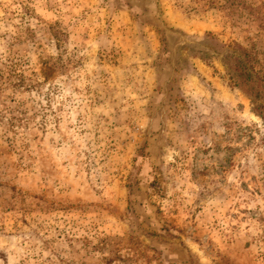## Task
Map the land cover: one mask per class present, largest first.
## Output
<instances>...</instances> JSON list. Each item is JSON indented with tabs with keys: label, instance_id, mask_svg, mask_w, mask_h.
<instances>
[{
	"label": "rangeland",
	"instance_id": "374dc122",
	"mask_svg": "<svg viewBox=\"0 0 264 264\" xmlns=\"http://www.w3.org/2000/svg\"><path fill=\"white\" fill-rule=\"evenodd\" d=\"M233 2L0 0V264H264V0Z\"/></svg>",
	"mask_w": 264,
	"mask_h": 264
},
{
	"label": "trees",
	"instance_id": "16d2710c",
	"mask_svg": "<svg viewBox=\"0 0 264 264\" xmlns=\"http://www.w3.org/2000/svg\"><path fill=\"white\" fill-rule=\"evenodd\" d=\"M234 0H224V3L219 5L220 10H228L229 9H237L239 8V3L233 2ZM245 9V5H243ZM237 71L240 73L239 75V84H241L247 93L251 94L254 97V100H259L264 98V83L260 81H256L252 74L249 72V66L246 62H240ZM257 111L260 116L264 119V111L263 106L259 105L257 107Z\"/></svg>",
	"mask_w": 264,
	"mask_h": 264
}]
</instances>
